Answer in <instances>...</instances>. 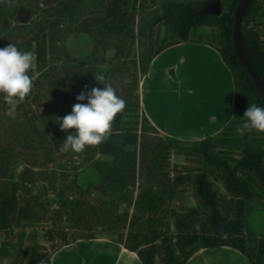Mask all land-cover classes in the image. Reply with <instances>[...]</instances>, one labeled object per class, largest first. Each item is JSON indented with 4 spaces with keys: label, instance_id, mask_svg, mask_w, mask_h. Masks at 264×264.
I'll use <instances>...</instances> for the list:
<instances>
[{
    "label": "trees",
    "instance_id": "obj_1",
    "mask_svg": "<svg viewBox=\"0 0 264 264\" xmlns=\"http://www.w3.org/2000/svg\"><path fill=\"white\" fill-rule=\"evenodd\" d=\"M240 1L221 0V16H197L208 0H0V33L6 32L0 48L14 43L33 53L36 70L29 75L38 73L10 120L12 141L0 131V262L22 250L28 229L38 225L44 242L35 230L23 250L28 264H51L63 248L100 238L136 253L142 264H187L198 251L220 247L264 264V233L246 227L251 211L264 208V133L236 131L249 105L264 107L234 48ZM245 16L246 53L264 81V0H252ZM201 27L219 34L205 42L193 35ZM76 32L92 39L83 58L71 56L64 43ZM190 41L219 51L236 88L232 120L199 142L162 134L139 92L153 60ZM99 72L105 81H96ZM107 82L126 101L109 139L79 154L60 152L75 129L61 131L55 118L87 103L76 100L85 85L90 91ZM173 156L185 161L174 163ZM86 166L100 173L98 184L80 186ZM190 193L193 206L186 202Z\"/></svg>",
    "mask_w": 264,
    "mask_h": 264
},
{
    "label": "crops",
    "instance_id": "obj_2",
    "mask_svg": "<svg viewBox=\"0 0 264 264\" xmlns=\"http://www.w3.org/2000/svg\"><path fill=\"white\" fill-rule=\"evenodd\" d=\"M153 68H156L154 81L147 83ZM171 69L174 80L164 81L168 82L165 85L158 83L162 74ZM146 83L147 89L144 92ZM140 86L141 104L148 119L162 134L180 141L199 142L214 136L234 116L236 88L231 70L219 51L206 43L190 41L166 49L153 60L150 71ZM165 86V91L171 96L177 94L181 100L183 97L186 99L184 107H179L181 109L176 120L171 114L168 118L166 113L159 120L154 107L150 111L145 107L147 98L162 97L160 89ZM174 124L177 125V130L172 129ZM225 260L251 264L243 254L230 247L202 249L187 264H224ZM51 264L142 263L136 253L123 245L100 238L79 241L63 248L52 256Z\"/></svg>",
    "mask_w": 264,
    "mask_h": 264
},
{
    "label": "clouds",
    "instance_id": "obj_3",
    "mask_svg": "<svg viewBox=\"0 0 264 264\" xmlns=\"http://www.w3.org/2000/svg\"><path fill=\"white\" fill-rule=\"evenodd\" d=\"M33 53L21 51L16 44L10 43L0 48V94L9 105H16L27 98L33 88V79L29 75L34 69ZM96 81H105V76H95ZM103 89L93 87L88 91L84 86L77 96V101L87 103L74 104L70 114L55 121L60 124V130L75 132L68 134L59 149L62 153L69 151L79 154L87 147H95L104 143L112 133L113 123L118 114H123L126 101L117 95L116 89L110 82L103 83ZM244 123L237 127L240 135L256 131L264 133V107L251 104L244 112Z\"/></svg>",
    "mask_w": 264,
    "mask_h": 264
},
{
    "label": "rangeland",
    "instance_id": "obj_4",
    "mask_svg": "<svg viewBox=\"0 0 264 264\" xmlns=\"http://www.w3.org/2000/svg\"><path fill=\"white\" fill-rule=\"evenodd\" d=\"M28 16L26 11H21V17L22 19H25ZM37 16L34 17L36 19ZM11 23L13 28H17L19 25H17L16 21H12L8 19V23ZM160 36L159 38L162 39L165 35V27H162L160 30ZM6 32L0 33V37H2ZM219 33H217V30L212 29L210 27H201L196 31V34H193L196 38H201L205 42H210L213 39V36L216 37L218 36ZM212 42V41H211ZM65 45L67 47L68 53L75 57V58H83L87 56V54L91 51L92 49V39L89 35L83 34V33H73L69 34L67 38L65 39ZM214 44V43H213ZM215 45H217V42H215ZM109 57L112 56V52L109 53ZM35 57V56H34ZM36 59V57H35ZM156 69V68H155ZM155 69H152V76L147 80V83L152 80L154 81V73ZM34 71L36 70V63L34 66ZM150 71V70H149ZM101 73L99 72L100 76ZM38 77V73L34 74L33 80ZM153 78V79H152ZM168 79H171L172 81L174 80L172 76V69L166 71V74H162V77L159 78L158 83H168L164 82L167 81ZM147 83L145 84L144 92L147 89ZM156 85V83L154 84ZM167 86L163 87L160 89V93L163 94L162 97L156 98V97H150L145 100L146 104L145 107L150 111L151 108L156 109V116L160 120V118L163 117V114L166 113L167 117H169V114L173 116L176 120V117L180 111L181 108L179 107H184L185 105V100L183 97V100L179 98V95H170L167 91H165ZM157 88V87H156ZM140 92V89H139ZM156 101V102H155ZM19 104V103H17ZM16 105H9L7 104L3 96L0 94V131L1 132H8V140L11 142L12 139L10 138V134H12L13 129L12 126L10 125V120L15 119L17 117V111H16ZM143 109V107H142ZM173 130H177V125L174 124L172 126ZM176 132V131H175ZM101 158V157H100ZM173 162H178L180 164H183V158L178 157V156H173L172 158ZM189 166H196L193 163H189ZM81 176H79V184L81 187H86L88 184H98L101 180V175L100 173L92 166H86L85 168L82 169ZM218 186L220 188V191L223 195H225V190L223 187L218 183ZM192 194H187L186 196V202L188 206H193L195 204L194 199L192 198ZM230 207V204L225 203L224 208L228 209ZM246 227L248 230L255 236H260L264 233V208L261 209H253L251 213L249 214V217L246 221ZM37 230L38 231V240L39 242H44L43 240V232L41 226H35L33 229H28V233L24 239V244L22 250H16L12 252V255L10 258L3 259L0 264H28V258L23 250H25V247L30 244L31 242V236L33 232ZM248 262V261H247ZM214 264H220L214 263ZM224 264H243L242 262H235L233 261H224ZM249 264V262H248Z\"/></svg>",
    "mask_w": 264,
    "mask_h": 264
},
{
    "label": "water",
    "instance_id": "obj_5",
    "mask_svg": "<svg viewBox=\"0 0 264 264\" xmlns=\"http://www.w3.org/2000/svg\"><path fill=\"white\" fill-rule=\"evenodd\" d=\"M252 0H241L235 10V26L233 32L234 48L237 52L240 63L245 67L246 71L252 78L262 101L264 102V81L258 74L252 61L249 59L246 48L242 38V24L243 18L246 17V13L249 9ZM223 13V6L221 0H208L207 5L204 6L198 13L197 16L204 15H215L221 16Z\"/></svg>",
    "mask_w": 264,
    "mask_h": 264
},
{
    "label": "flooded vegetation",
    "instance_id": "obj_6",
    "mask_svg": "<svg viewBox=\"0 0 264 264\" xmlns=\"http://www.w3.org/2000/svg\"><path fill=\"white\" fill-rule=\"evenodd\" d=\"M19 15H20V17H21V12H20V14H19ZM21 18H22V17H21Z\"/></svg>",
    "mask_w": 264,
    "mask_h": 264
},
{
    "label": "bare ground",
    "instance_id": "obj_7",
    "mask_svg": "<svg viewBox=\"0 0 264 264\" xmlns=\"http://www.w3.org/2000/svg\"><path fill=\"white\" fill-rule=\"evenodd\" d=\"M144 86V85H143ZM144 88H145V86H144Z\"/></svg>",
    "mask_w": 264,
    "mask_h": 264
}]
</instances>
